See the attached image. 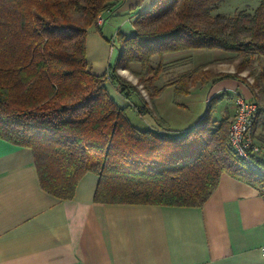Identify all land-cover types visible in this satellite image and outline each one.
Listing matches in <instances>:
<instances>
[{"label":"trees","instance_id":"16d2710c","mask_svg":"<svg viewBox=\"0 0 264 264\" xmlns=\"http://www.w3.org/2000/svg\"><path fill=\"white\" fill-rule=\"evenodd\" d=\"M123 1L0 0V138L29 148L40 186L61 199L71 198L88 172L98 177L93 200L103 204L200 206L223 173L264 195V154L254 158L262 170H252L231 146L228 117L213 115V101L223 94H208L194 125L173 129L118 73L131 71L150 99L167 87L185 96L195 84L234 80L257 106L253 139L264 153V0L252 13L231 16L212 14L224 0H161L133 14L132 35L117 30L105 38L117 55L94 73L86 59L87 34L104 37L99 19ZM200 49L234 54V72L202 64L172 73L179 60H163ZM245 70L251 81L240 75ZM106 82L125 99L138 96V114L155 125L134 126L107 94Z\"/></svg>","mask_w":264,"mask_h":264},{"label":"crops","instance_id":"0c3cea01","mask_svg":"<svg viewBox=\"0 0 264 264\" xmlns=\"http://www.w3.org/2000/svg\"><path fill=\"white\" fill-rule=\"evenodd\" d=\"M160 1L124 0L100 23L104 37L87 34L94 73L107 66L105 38L126 23L133 32V14ZM206 87V97L250 98L232 79ZM97 181L88 172L71 198H57L40 186L31 150L0 138V264H264V195L227 173L200 206L97 203Z\"/></svg>","mask_w":264,"mask_h":264},{"label":"rangeland","instance_id":"374dc122","mask_svg":"<svg viewBox=\"0 0 264 264\" xmlns=\"http://www.w3.org/2000/svg\"><path fill=\"white\" fill-rule=\"evenodd\" d=\"M259 0H224L216 9L213 10L212 14H221L225 16H231L232 14L237 13L238 11H246L248 13H252L256 6L258 5ZM115 15L107 16L110 19ZM107 17H104L107 19ZM109 19V20H110ZM103 19H99V23L102 22ZM109 20H106L104 24H107ZM121 24V20L118 21ZM115 23V19H113L109 25L107 26V30L110 31ZM123 25V24H121ZM120 25H116L117 28L113 30V32ZM125 36L132 35L133 32L130 29V26L126 25L121 27ZM128 29V30H127ZM110 48V43L108 44ZM115 48V46L113 47ZM109 52L108 62L111 64L114 63L117 52H114V49ZM234 54L224 53L219 50H183L178 52H173L170 54H166L163 56V60L165 62H170L174 60H179L180 65L174 67L172 66L170 69L172 73L180 72L189 68H193L202 64H208L209 68L220 73H233L235 62L231 60ZM158 56L153 57V64L155 65L158 62ZM107 67V66H106ZM105 67V68H106ZM134 70L139 68L138 65H132ZM118 73L126 80L134 84L141 95L146 98L148 102V106L152 109H155L159 115H162L164 119L169 123L170 127L173 129H185L192 125H194L202 113L205 110L207 104V87L206 85L195 84L190 90L189 94L185 96H176L174 94L172 87H167L163 90V92L153 99L148 98L146 92L142 89L140 85H138L136 77L131 73V71L126 69H119ZM241 76H247V78L251 81V77L248 76L247 70L243 71L240 74ZM158 85L162 84V80L157 82ZM105 89L107 94L111 97V99L119 106L125 109V115L128 117L130 122L138 127L139 129H147L152 128L155 123L149 115L141 116L138 114L135 106L140 104V99L136 95H132L130 99H125L118 91L109 83H105ZM230 93V92H228ZM235 94L230 93L229 97L224 96L220 99L219 102H214L215 108L213 110V115L215 119L221 118L227 115L230 120V124L234 118L235 114ZM229 124V127H230Z\"/></svg>","mask_w":264,"mask_h":264},{"label":"built area","instance_id":"2783aa9c","mask_svg":"<svg viewBox=\"0 0 264 264\" xmlns=\"http://www.w3.org/2000/svg\"><path fill=\"white\" fill-rule=\"evenodd\" d=\"M110 43V51L114 48ZM235 114L230 124L228 136L233 149L245 160L252 170L261 171L262 168L254 158H260L263 151L255 144L252 131V120L256 111V104L235 93ZM264 254V248L262 249Z\"/></svg>","mask_w":264,"mask_h":264}]
</instances>
